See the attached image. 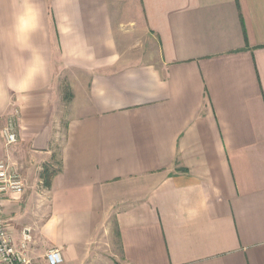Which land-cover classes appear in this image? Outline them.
Returning <instances> with one entry per match:
<instances>
[{"label":"crops","instance_id":"obj_1","mask_svg":"<svg viewBox=\"0 0 264 264\" xmlns=\"http://www.w3.org/2000/svg\"><path fill=\"white\" fill-rule=\"evenodd\" d=\"M1 159L32 264H264V0H0Z\"/></svg>","mask_w":264,"mask_h":264},{"label":"built area","instance_id":"obj_2","mask_svg":"<svg viewBox=\"0 0 264 264\" xmlns=\"http://www.w3.org/2000/svg\"><path fill=\"white\" fill-rule=\"evenodd\" d=\"M11 125L1 129V135L5 145L17 142V134ZM24 191L22 175L11 167L5 159L0 160V263L1 264H32L26 251L28 234L23 235L22 241L16 245L11 240L7 222L3 218V202L10 194H21ZM45 264H60L63 261L62 253L58 248L47 250L44 255Z\"/></svg>","mask_w":264,"mask_h":264},{"label":"trees","instance_id":"obj_3","mask_svg":"<svg viewBox=\"0 0 264 264\" xmlns=\"http://www.w3.org/2000/svg\"><path fill=\"white\" fill-rule=\"evenodd\" d=\"M65 90V89H64ZM64 99L68 100L70 97V94L66 91H63ZM56 169L53 168L50 164H44L42 166L41 171L39 172V178L42 182L41 186L45 188H49L51 184V179L54 176Z\"/></svg>","mask_w":264,"mask_h":264},{"label":"rangeland","instance_id":"obj_4","mask_svg":"<svg viewBox=\"0 0 264 264\" xmlns=\"http://www.w3.org/2000/svg\"><path fill=\"white\" fill-rule=\"evenodd\" d=\"M62 128H63V125L61 126ZM61 128V135H60V137L63 139V129ZM105 247L107 248V245H105ZM103 249V251H102V253H101V255H100V260H102L103 259V261H99L100 263L99 264H107V261H108V249ZM114 249H115V255L117 254V257L115 256V258H116V261L117 260H119L120 258H119V248H118V244H117V242H116V244H114V247H113Z\"/></svg>","mask_w":264,"mask_h":264}]
</instances>
